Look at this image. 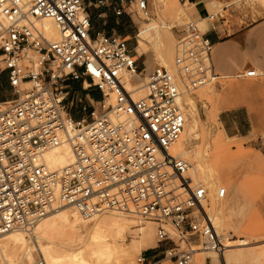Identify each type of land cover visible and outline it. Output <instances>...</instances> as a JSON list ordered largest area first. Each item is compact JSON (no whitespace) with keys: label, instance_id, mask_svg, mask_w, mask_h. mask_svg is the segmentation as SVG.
<instances>
[{"label":"built area","instance_id":"obj_1","mask_svg":"<svg viewBox=\"0 0 264 264\" xmlns=\"http://www.w3.org/2000/svg\"><path fill=\"white\" fill-rule=\"evenodd\" d=\"M117 16L150 17L149 0H118ZM114 0H0V235L33 226L48 212L72 207L82 217L133 213L156 223L158 242L170 241L161 259L228 264L227 238L215 225L214 194L194 178L192 162L174 151L187 122L182 87L219 82L214 43L199 22L180 30L178 73L157 66L145 77L128 36L97 31L89 7ZM127 7H124V5ZM129 8V9H126ZM102 16V13L99 14ZM223 16V15H222ZM50 18L60 38L49 39L38 21ZM218 12L208 14L215 22ZM248 68L236 76H258ZM69 81L100 92L72 112ZM73 160L51 168L46 154L64 144ZM32 264H44L36 259Z\"/></svg>","mask_w":264,"mask_h":264},{"label":"rangeland","instance_id":"obj_2","mask_svg":"<svg viewBox=\"0 0 264 264\" xmlns=\"http://www.w3.org/2000/svg\"><path fill=\"white\" fill-rule=\"evenodd\" d=\"M149 1L151 19L138 16V14L133 15L135 20H132L128 16L126 18V23H129L126 33L131 36L129 37L130 46L134 48L137 44L141 45L142 52L137 53L134 50L133 52L137 58L138 54L141 56L138 59L145 72L151 68L154 69L157 66L165 65L161 63L160 54L163 48L165 50L166 47L170 64L169 66L165 65V67L173 69L177 74L178 67L174 63L176 43L183 25L190 20H196L193 18V6L190 4L189 0ZM227 5L229 7L237 5V8L245 12H251L253 19L264 16V0L218 1L217 6L212 9V13L218 11L223 12V7ZM97 9L96 7L90 9L91 12H95L92 13L94 15V29L96 26L102 27L104 25L101 17L97 16ZM177 12L182 14L181 17L178 18L176 16L178 14ZM223 14L230 17L229 10L224 11ZM108 19L107 25L114 27L115 25L111 18ZM154 21L157 22V24L159 23L157 29L158 33H161L160 36L163 40L161 43L159 41L156 43L154 42L157 37L154 35L146 39H141L140 35L137 37L142 24L146 26V24H150ZM165 21L171 28H162L163 22ZM199 25L205 30V27L200 22ZM162 43H164V45ZM160 47H162V49ZM182 91L186 95H192L197 106V133H195L194 139L188 142L186 141L187 145L189 144L188 147L191 148L192 151L189 156H183L189 159L193 163V166L202 163L204 167L206 166L205 169L208 170L212 168L216 172L215 188H211L214 194L219 187H226L228 191L227 195L219 201L220 205L224 207L223 210L220 209L221 213L216 206L218 200L214 202L215 215L219 216L224 213L223 216H225L224 227L222 231L219 232L226 236V240L229 243L244 239L250 242V244L242 246L243 249L256 248V251H258L260 247H264V75L221 78L219 82L198 86L192 90L182 87ZM81 95L84 96L85 92L80 91L78 96ZM74 97L75 95L72 93L70 100L73 101ZM186 108L188 111V106H186ZM190 115L192 114H189V122L190 120L192 122L193 116ZM239 127L240 130H238ZM198 149L203 155L201 162H198L196 159V151H199ZM222 170L224 173H220ZM200 177L204 179L205 176ZM56 211H67V213L76 214L77 221L75 225L77 226L78 224L77 231H80L79 233L83 236V242L73 245L71 243L67 244V242L56 236L49 237L45 236V234H42V236L39 231L44 233L43 229L37 230L33 237H20V240L24 239L22 240L24 242L23 247L18 248L17 250H19V252L16 251L14 256L8 255L4 257L3 254L0 253V255H2L0 257V264H14V262L18 264V260H20L22 254L30 248L33 250L35 257L31 263L36 259H42L44 261L45 256L40 249L41 242L54 247L56 246L60 250L68 252L75 251L81 245L85 247L90 243L88 236H90L95 226V219H83L72 207L62 206L59 207L58 210L54 209L48 212L46 214L47 217L45 216L42 221L46 222L54 218L57 213ZM107 214V216L110 217H121L123 215V217L126 216L125 218L128 219L127 225H124L122 229L114 233H110L107 239L112 243H118L117 245L120 249H127L132 254V264H141L137 261V257L141 252H144L146 256L149 255V251L153 250H155V253H162L164 248L170 245V241L158 242L156 236V223L151 220L133 213ZM66 228L68 231H72L70 226H66ZM4 238L12 239L15 238V236L8 237L0 235V243L5 240ZM59 240H62L61 243ZM233 248L229 249L227 253L228 261L229 257L231 259ZM201 256V253L196 255L197 264H200ZM236 263L264 264V256L255 257V255H253L252 259L250 257L243 263L236 262L232 258L230 264ZM44 264H46V260ZM145 264H147V262ZM163 264L173 263L170 260H166Z\"/></svg>","mask_w":264,"mask_h":264},{"label":"bare ground","instance_id":"obj_3","mask_svg":"<svg viewBox=\"0 0 264 264\" xmlns=\"http://www.w3.org/2000/svg\"><path fill=\"white\" fill-rule=\"evenodd\" d=\"M178 11H179V9H178ZM181 15H182L181 13H178L176 16L179 18V17H181ZM37 24L39 27H41L43 29V31L45 32L46 36L49 39L55 40V39L60 38V31H59L56 23L52 19L45 18V19L38 21ZM158 25H159V23L157 24V22H155L154 27L149 32H146L144 34V36L147 38H149L153 35L157 36L156 41H154L155 43L158 41L161 43L163 41L162 37L160 36L161 33H158V29H157ZM162 26H163L162 28H164V27L171 28V26L168 23H166V21L163 22ZM160 43H159V45H160ZM162 44L164 45V43H162ZM160 48L162 49V47H160ZM173 54H174V47H173ZM160 58H161L162 64L169 66V64H170L169 54H168V51H166V47H165V50L163 48V50L160 54ZM174 63H175V61H174ZM165 65H162V66H165ZM174 66H175V64H174ZM168 69H170V68H168ZM170 70L172 72H174L173 69H170ZM148 74H149V72L148 73L145 72V77H147ZM180 100H181L184 108L186 109V111H187L186 106H188L189 112L187 111V115L189 117V114H192L190 116H193V121L191 122V120H190V122H191L190 123L189 118H187L185 129L183 131L181 138L179 139V141L175 145L174 151L179 155L189 156L191 154L192 150H191V148L188 147L189 144L187 145V142L191 139H194L195 133H197L196 132L197 106H196V101L194 100L193 96L190 94L186 95L183 91L181 92ZM207 154H209V153H207ZM73 157H74V155H73L72 148L67 143L64 144L63 146L53 150V151L48 152L46 154V160H47V162L51 168L64 167L73 160ZM209 157H210V155H209ZM202 158H203L202 152L200 150L196 151V159L198 160V162H201ZM207 160H209V159H207ZM205 167H204V165H202V163H198L197 165L192 166L191 172H192V175L194 176V178L206 182L207 185L210 188H212L215 186L216 172L212 168H209L207 170V169H205ZM213 168H214V166H213ZM220 173H224L223 170ZM200 176H205V177H204V179H202ZM215 200H218L216 203V206L220 212V209L223 210L224 207H223V205L222 206L220 205V203H219L220 199L214 198L212 201V206H213L214 212H215V205H214ZM58 209H56V210H58ZM74 211L77 212L76 210H74ZM114 212H116V211L105 212L99 216H95V217H91V218H84L77 212L83 219H95L96 220L95 226H94L93 230L91 231L90 236H88L90 239L89 240L90 243L88 245H86L85 247L83 245H81L76 250L74 249L75 251L68 252L65 250H60L56 246L54 247L52 245L43 244L40 241L41 242L40 249L42 250L41 252L44 253V256H45L44 261L46 260V264H132V260H133L132 254L127 249H124V248L120 249V247L117 245L118 243L117 244L115 242L112 243L107 239V236H109L110 233H114L115 231L122 229L124 227V225H127L128 219L125 218L126 216L125 217H123V215L121 217L107 216L108 215L107 213H112L114 215L122 213V212H118V213H114ZM223 214H220L219 216L215 215V217H214L216 228L220 232L222 231V228L224 227V224H225V218H224L225 216H223ZM45 216H46V214L43 217H41L31 227L12 230L9 233L4 234L3 236H8V237L9 236L10 237L15 236V238H12V239H5L4 238L5 240L3 239L4 241L2 243H0V253H2L4 257H7L8 255L14 256L16 254V251L19 252V250H17V249L20 247H23L24 242L22 240H24V239L20 240L21 239L20 237H33V236H35L36 231L41 230V229H43V232H44V233H41L42 231H39L41 235L45 234V236H49V237H55L56 236V237L62 239L63 241L67 242V244L71 243L73 245V244H78V243L83 242V236L79 233L80 231L79 232L77 231L78 224H77V226L75 225L76 221H77L76 214L67 213V211L66 212L59 211L55 214L54 218H52L51 220H48L46 222L45 221L43 222L42 220L44 219ZM49 217H51V216H49ZM66 226H70L72 231H68ZM84 228H85V226H84ZM110 238H112V237H110ZM61 241L59 240L60 243H61ZM57 242H58V240H57ZM227 244H228V248L225 251V258H226V261L228 264H230L232 258L236 262H240V263L242 262L243 263V262L247 261L250 257L252 259L253 255H255V257L264 256V247H262V248L260 247L258 251H256V248L243 249L242 246L250 244V242H248L247 240H244V239L235 240L234 243L227 242ZM233 247H238V248H233ZM232 248H233V250H232V254H231V259L229 257V261H230L229 262L227 259V253H228L229 249H232ZM201 254H202V256H201L200 264H205L206 256H212L213 261L218 260L217 255L215 253L202 252ZM1 256L2 255H0V257ZM34 259H35V257L33 254V250L30 248L28 251H26L22 254L20 260H18V259L17 260L19 261L18 264H29ZM15 263L16 262H14V264ZM244 264H246V263H244Z\"/></svg>","mask_w":264,"mask_h":264},{"label":"crops","instance_id":"obj_4","mask_svg":"<svg viewBox=\"0 0 264 264\" xmlns=\"http://www.w3.org/2000/svg\"><path fill=\"white\" fill-rule=\"evenodd\" d=\"M90 0H85L88 3ZM229 2V0H189L190 4L193 6V18L199 21L207 31L208 36L214 43V48L212 51V64L217 73H219L222 78L235 77L238 73L248 69L256 68L260 74L264 75V16L258 19H253L251 12H245L237 8V5L233 7L224 6L223 12L229 10L230 17H227L223 12L218 11V18L215 22H211L207 19L208 14L212 13V9L217 6V2ZM150 3V1H149ZM123 6L118 0H114L113 5L109 7H96L97 16L101 17L103 20V26H96L93 33L97 31H105L107 33H118L123 36H128L126 30L129 27L126 23L127 16L134 19V14L130 15L124 13L121 16H117L114 12L115 7ZM124 7H127L125 4ZM89 7V12L92 17L94 15L91 12ZM129 9V8H126ZM102 13V16L99 14ZM223 15V16H222ZM108 18H111L114 23V27L107 25ZM151 19V16L149 17ZM125 26H122V25ZM155 25V21L150 24H143L140 26L139 32L141 39H146L144 36L146 32H149ZM94 26V20H93ZM141 30V31H140ZM139 41V38H138ZM136 52L141 51V45H136ZM138 50V51H137ZM137 57V56H136ZM141 57L138 54V58ZM139 60V59H138ZM153 70L151 68L149 71ZM237 77V76H236ZM69 89L75 95L72 103V112L75 116H81V106L85 102L90 104V98L99 99L101 97L100 92L93 88L89 91H86L82 88L81 81H69ZM80 91H84V96H78ZM85 99V101H84ZM241 127V124H240ZM240 127L238 130H240ZM163 252L155 253V250L149 251L147 256L150 259L151 263L157 259H161ZM166 260H162L157 264H163Z\"/></svg>","mask_w":264,"mask_h":264},{"label":"trees","instance_id":"obj_5","mask_svg":"<svg viewBox=\"0 0 264 264\" xmlns=\"http://www.w3.org/2000/svg\"><path fill=\"white\" fill-rule=\"evenodd\" d=\"M122 26H125L124 24Z\"/></svg>","mask_w":264,"mask_h":264}]
</instances>
